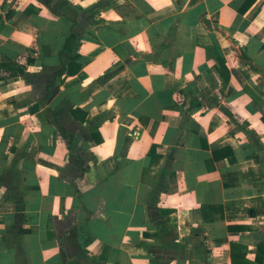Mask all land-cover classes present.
Here are the masks:
<instances>
[{"label": "crops", "instance_id": "0c3cea01", "mask_svg": "<svg viewBox=\"0 0 264 264\" xmlns=\"http://www.w3.org/2000/svg\"><path fill=\"white\" fill-rule=\"evenodd\" d=\"M263 115L264 0H0V264H264Z\"/></svg>", "mask_w": 264, "mask_h": 264}, {"label": "trees", "instance_id": "16d2710c", "mask_svg": "<svg viewBox=\"0 0 264 264\" xmlns=\"http://www.w3.org/2000/svg\"><path fill=\"white\" fill-rule=\"evenodd\" d=\"M9 68H11V67L9 66ZM12 69H13V67H12ZM17 71L23 72L21 69H17ZM262 119L264 121V115L262 116ZM230 248H231V264H235V261L238 259V256H239L238 251H240L241 246H239L238 244L232 243ZM263 258H264V250L258 249L257 253H256V257H255L256 261L257 262H263Z\"/></svg>", "mask_w": 264, "mask_h": 264}]
</instances>
